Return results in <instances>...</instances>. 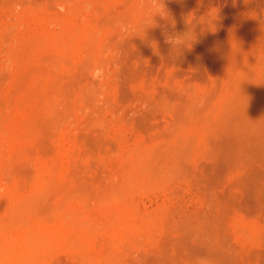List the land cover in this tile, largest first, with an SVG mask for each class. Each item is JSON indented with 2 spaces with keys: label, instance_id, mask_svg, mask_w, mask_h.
Segmentation results:
<instances>
[{
  "label": "rangeland",
  "instance_id": "obj_1",
  "mask_svg": "<svg viewBox=\"0 0 264 264\" xmlns=\"http://www.w3.org/2000/svg\"><path fill=\"white\" fill-rule=\"evenodd\" d=\"M165 8L0 0V264H264V0Z\"/></svg>",
  "mask_w": 264,
  "mask_h": 264
},
{
  "label": "clouds",
  "instance_id": "obj_2",
  "mask_svg": "<svg viewBox=\"0 0 264 264\" xmlns=\"http://www.w3.org/2000/svg\"><path fill=\"white\" fill-rule=\"evenodd\" d=\"M143 8V16L140 23L137 25V30H142L143 33L146 28L153 26L156 16L161 18H167L168 13L165 8V0H141ZM196 36L193 31L189 30L183 34L177 35L175 37H168L167 42L173 46L174 49H181L183 47H188L195 40L192 37Z\"/></svg>",
  "mask_w": 264,
  "mask_h": 264
},
{
  "label": "bare ground",
  "instance_id": "obj_3",
  "mask_svg": "<svg viewBox=\"0 0 264 264\" xmlns=\"http://www.w3.org/2000/svg\"><path fill=\"white\" fill-rule=\"evenodd\" d=\"M64 232H65V231H64ZM36 237H37V236H36ZM26 238H27V237H26ZM30 238H31V237H30ZM33 240H34V242H33V241H32V242L35 243L36 240H35V239H33ZM40 240H42V239H40ZM46 241H47V240H46ZM24 243H25V241H24ZM26 243H27V241H26ZM44 243H45V242H44ZM46 243H47V242H46ZM50 243H51V242H50ZM23 245H24V244H23ZM25 245H26V244H25ZM27 245H28V243H27ZM24 250H27V249L25 248ZM21 251L23 252V249H22ZM22 252H21V253H22ZM21 253H20V254H21ZM26 253H27V251H26ZM25 255H26V254H25ZM23 258H27V257H23ZM14 259H15V258H13V260H14ZM2 260H3V259H2ZM2 260H1V261H2ZM10 260H11V259H10ZM22 260H23V259H22ZM22 260H21V261H22ZM17 261H19V260H17ZM7 262H8V261H7ZM7 262H6V263H7ZM0 263H1V262H0ZM9 263H10V262H9Z\"/></svg>",
  "mask_w": 264,
  "mask_h": 264
}]
</instances>
